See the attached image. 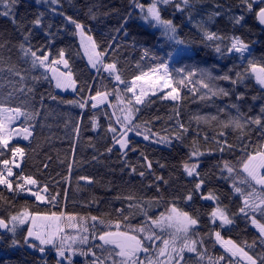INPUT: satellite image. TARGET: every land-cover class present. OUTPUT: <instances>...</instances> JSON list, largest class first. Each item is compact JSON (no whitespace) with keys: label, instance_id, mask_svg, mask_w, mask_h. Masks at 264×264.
I'll return each mask as SVG.
<instances>
[{"label":"trees","instance_id":"trees-1","mask_svg":"<svg viewBox=\"0 0 264 264\" xmlns=\"http://www.w3.org/2000/svg\"><path fill=\"white\" fill-rule=\"evenodd\" d=\"M140 2L145 6L149 4V0ZM259 6L254 5V11ZM242 9L240 0H200L198 3L193 0L191 7L182 11L177 9L175 2L161 7L162 17L176 25L179 38L191 47V58L177 62L175 59L168 61L170 42L159 29L140 20L139 11L133 7L131 0H59L58 4L49 0H15L11 6L9 0H0V104L21 108L33 116L27 124L21 116L18 123L21 127L31 125L32 136L25 142L9 143L8 149H0L4 152L0 160L11 159L12 146L23 147V162H20L19 169H13L14 173L31 175L41 185L48 186L46 204L23 193L8 192L0 186L5 197L0 200V217L7 221L10 215L28 207L32 212H63L89 219L96 216L106 223L119 221L121 230H126L125 225L147 228L149 224L145 223V211L147 216L155 219L175 203L178 208L198 218L196 230L204 238L206 259L211 257L216 260L224 255L225 261L220 264H227L229 259L214 237L207 235L216 230L225 240L234 241L257 258L258 264H264L259 260V256L264 255V243L251 228L250 220L239 214L242 198L234 193L229 174L221 172L223 162L228 161L239 173L238 160L243 153L258 150L264 144V113H261L264 88L247 75L235 85L230 81L216 80L214 85L228 90L229 95L201 99L207 90L198 83L204 70L210 71L213 76L228 73L235 79L238 72L243 73L248 67L247 61H241L238 54L224 56L215 52L217 44L222 49L226 48L228 38L232 36L240 37L249 45L251 56L248 59L264 65V29L259 26L254 13L247 14L241 25L234 24L230 19L242 14ZM5 11L9 15H3ZM215 12L221 14L213 15ZM41 13L42 25H33L32 21ZM68 16L84 25L85 33L93 37L99 51L107 50L104 62L115 61L126 83L142 71L148 72L161 60L169 63L173 86H177L175 81L188 72H197L191 78V83L186 81L184 86H179V102L161 98L171 91L169 89L154 91L155 94L150 93L143 98V104L135 106L139 111L135 113L133 123L140 125L142 135L137 136L132 132L129 148L124 153L116 147L122 130L116 123L114 105L117 90L125 103L132 94L125 93L126 84L115 81L108 72L103 69L98 72L90 67L82 53L78 30L67 21ZM205 30L224 39L206 40ZM29 33V38L25 40V35ZM21 43L25 48L36 51L38 56L48 55V63L60 59L59 54L63 50L68 68H64L62 63L52 65L71 71L77 85L76 93L57 92L44 67L39 64L33 67L31 55L24 56ZM146 49L149 53L147 56L144 54ZM179 69H183V72ZM16 72L20 75H16ZM97 92L111 95L108 96V104L93 108L95 101L91 97ZM241 94L243 98L238 99ZM68 101L86 102V105L81 108ZM233 104L237 105L239 111L231 107ZM211 116L218 119L207 122L195 119ZM258 116L261 118L259 126L248 123L243 130L224 127V123L232 118H239L243 123L250 117ZM178 122L187 128L181 140L172 138L170 144L155 142L159 137H173L179 130ZM110 127L116 128L117 132L112 133ZM143 135H149L150 139H140ZM225 140L232 147L218 151ZM194 147L204 155L190 159ZM109 148L112 149L110 152ZM132 148L136 150L132 151ZM145 156L147 161L152 162L151 169L146 167ZM197 159L200 178L205 180L201 192L204 195L213 192L218 201L201 199V195L194 190L196 178L188 177L184 172L182 165L185 162L195 163ZM140 172H144V176H140ZM158 176H162L167 184L163 180L158 181ZM190 191L193 199L185 201L184 197ZM129 195L135 199H125ZM52 196L56 197L55 206L48 202ZM217 203L234 220L233 224L222 229L219 220L215 224L210 223L209 213ZM129 204L141 205L143 211L141 207L129 208ZM121 209L122 213L119 211ZM256 218L264 223L258 214ZM99 229L104 230L100 226ZM26 230L27 227L15 235L20 240V245L16 247L11 246L12 234L0 235V264H56L57 257L54 255L43 256L38 250L24 244ZM245 241L248 245L255 244L249 248L245 246ZM186 255L188 260L190 256L197 258L195 253L187 252Z\"/></svg>","mask_w":264,"mask_h":264},{"label":"snow or ice","instance_id":"snow-or-ice-1","mask_svg":"<svg viewBox=\"0 0 264 264\" xmlns=\"http://www.w3.org/2000/svg\"><path fill=\"white\" fill-rule=\"evenodd\" d=\"M133 7L138 8L141 13V19L145 21L149 26L158 28L161 31V35L170 42L171 50L167 53L168 61L176 60L177 62L183 59L191 58V47L185 40L179 38L177 27L171 20H166L162 17L160 7L162 5H168L173 3L174 0H150L149 4L145 6L140 0H131ZM200 2V0H196ZM15 3V0H9V6ZM51 3L58 4L59 0H51ZM193 3V0H180V3L176 4L177 9L183 10V7H187ZM240 4L243 5L242 14L238 16H232L230 19L236 25H241L245 20L247 14H253L255 19L260 25H264V0H240ZM254 5H261L258 10L254 11ZM240 5H237L239 7ZM220 7V5H217ZM230 11V9H228ZM55 11V9H53ZM3 15H9V12L5 11ZM221 13L215 12L213 15H220ZM43 13L40 14L35 20L32 21L33 25H42ZM95 18V17H93ZM75 28L78 30V34L81 38V45L85 49V54L88 56V60L91 66L99 72L101 69L108 72L115 81L120 84H126L124 89L125 93H131L132 96L128 98L125 103L119 91L117 90L116 99L118 104L123 105L121 108L123 118L117 116L116 123L121 126L124 131L120 133V139L116 140V143L120 145L121 149H128L130 141L128 140V134L134 132L137 136L142 135L140 131V125L134 124L135 113L139 111L136 105L143 104V97L146 95L143 86L138 85V81H143L151 86V88H159L161 91L170 88L171 91L167 92L162 99H171L179 102L181 100L179 86H184L186 81L191 83V78L197 74L196 71L188 72L183 78L176 80L173 86V77L169 71V63L161 60L155 67H152L148 72H141L140 75L135 76L132 81L125 82L115 61L111 63H105L104 57L107 55V50L99 51L96 42L92 36H86L84 25L77 22L72 17H66ZM126 22V21H125ZM50 27V25H49ZM31 33L25 35L24 39L27 40ZM204 38L206 40H218L222 41L224 37L217 35L214 32L204 31ZM229 44L226 48L222 49L219 44L215 47V52L224 56H230L232 54H238V58L241 61H247L248 67L243 73H237L236 78L233 79L228 73L221 76H213L210 71L204 70L200 73L201 79L198 83L207 90L201 99H205L211 96H228L229 91L224 88H219L214 85L216 80L230 81L233 85L242 82L245 76H251L255 81L264 88V65L254 62L252 59H248L251 56V50L249 45L245 43L243 39L238 36L229 37ZM111 47V45H109ZM20 48L23 50L25 57L31 55L33 67L38 64L45 66L53 73L52 78L56 81L57 88H72L75 90L76 81L72 78L71 71L61 72L58 68L52 67V64H63L64 68H68V61L64 59V52L61 50L59 56L60 59L51 61L48 55L38 56L36 51L32 48H25L24 44H20ZM145 56H147L148 50H145ZM97 65H100L98 68ZM178 71L183 72V69ZM231 71V70H230ZM20 75L19 72L15 73ZM139 88V91L137 89ZM155 94V92H153ZM111 93L97 92L91 99L96 101L92 104L95 108L97 104L107 101L108 96ZM242 94L238 99H242ZM255 99V98H254ZM68 103L77 104L83 108L86 102L68 101ZM115 107V106H114ZM233 108H237L236 104L231 105ZM223 111V109H221ZM237 111L239 109L237 108ZM261 113H264V107L261 108ZM115 114V113H113ZM178 115V112H177ZM23 116L25 118L24 123L31 119L33 116L31 113L24 112L21 108H9L0 104V149H8L10 141L17 136L22 137L24 140H28L32 136L30 130L31 125L21 128H13L11 125L19 118ZM198 121L203 119L205 122L208 120H217L218 117H195ZM248 123L261 125V118H248L247 121L241 122L239 118H232L228 122L224 123V127L232 126L236 129L243 130ZM179 130L174 133L173 137H159L157 143H171V139H182V133L187 132V128L183 123L178 122ZM112 133H116L117 129L110 127ZM145 131H150L146 129ZM158 135V134H156ZM223 135V133H221ZM144 140H149V135H143ZM207 139V137H204ZM115 139V136H114ZM195 145V142H193ZM217 144H221L220 141H216ZM231 145L227 144V141L222 142L217 150L220 152L225 151V148H231ZM112 149L109 148L110 152ZM135 151V148L131 149ZM11 159L0 160V186L6 189L8 192H14L16 194L29 193L36 201L45 202L48 192V186L41 185L38 180L31 175H23L22 173L16 174L13 172V168L19 169L25 156V149L18 145L12 146L10 149ZM126 154V153H125ZM4 152L0 151V156H3ZM143 155V154H142ZM204 155L198 148L194 147V150L190 152L189 158H198ZM19 158L20 162H17ZM147 161V157H144ZM239 173H243L241 176L237 169L228 161H224L221 167V172L226 171L229 174V178L232 179L233 191L239 194L242 198V206L239 208V214L250 220V223L257 229L260 234L261 243H264V223L258 220L257 214L264 219V144H262L258 150L253 152H244L241 158L238 160ZM11 165V166H10ZM146 167L151 169L152 162L147 161ZM164 167V165H161ZM183 170L188 177H195L194 190L201 195V199L218 201L219 198L211 191L204 195L201 192L205 180L201 179V173L198 171L199 161L189 164L185 162ZM135 172V168L132 169ZM140 176H144V172L139 173ZM15 176V179L12 177ZM81 179H88L87 177H81ZM158 181L163 180L165 184L167 181L162 176L156 177ZM15 185V187H14ZM159 190V189H158ZM3 191H0V200H4ZM127 200H133L135 197L129 195L125 197ZM185 201H191L193 199L192 192L186 194ZM56 197L52 196L48 201L55 206ZM141 207V205L129 204V208ZM121 213L123 210H119ZM147 217L145 223L149 224V227H131L125 225L126 230H121V222L106 223L102 218L92 216L90 220L91 225L88 224L86 217H81L80 222L77 223V217L74 215H66L63 212H51L40 213L32 212L28 207H24L17 214L10 215L6 221L3 217H0V229H5L13 234L11 246L16 247L20 245V240L15 238V235L19 228L24 225H28L26 234L24 235L23 242L30 248L38 250L40 253H45L46 249L50 246L57 256L56 264H73V256L79 254L81 256L91 255L93 259L90 264H181L184 260V253H195L198 260L205 259V253L207 249L203 247L204 238L200 237L199 232L196 230V226L199 223L198 218L192 216L189 212L184 211L176 206L175 203L170 204L164 212H161L155 219L147 216V212H144ZM210 223L215 224L217 220L220 221L219 227L222 229L227 225L233 224V218H230L227 211L220 207L219 203L209 213ZM127 220V217H124ZM103 226L104 230L97 233L95 229L97 226ZM66 229L74 230L71 234ZM91 229V240H99L100 244H93L92 247L86 251L78 248L77 245L88 244L89 235ZM114 229V230H113ZM210 237H214L215 242H218L225 251V254H230L227 264H238L234 262L232 257H241L246 260L248 264H258L257 258L249 255L243 247H240L232 240H225L221 236L220 231L213 230L207 234ZM198 237V238H194ZM245 246L251 248L253 245H248L245 241ZM94 249L100 250V255ZM67 253V254H66ZM208 264H220L225 261V256L221 255L216 260L211 257H207ZM260 261H264V255L259 256Z\"/></svg>","mask_w":264,"mask_h":264},{"label":"rangeland","instance_id":"rangeland-1","mask_svg":"<svg viewBox=\"0 0 264 264\" xmlns=\"http://www.w3.org/2000/svg\"><path fill=\"white\" fill-rule=\"evenodd\" d=\"M49 2H51V0H49ZM149 2H150V0H149ZM174 2L176 3V4H178V3H180V0H174ZM173 2V3H174ZM171 4V3H170ZM164 6H166V5H162L161 7H164ZM160 7V8H161ZM187 7H191V5H189V6H187ZM184 8H186V7H183V9ZM137 10L139 11V17H141V13H140V10L137 8ZM140 20L144 23V24H146V25H148L147 23H145V21H143L141 18H140ZM154 28V27H153ZM155 29H158V28H155ZM160 30V29H159ZM86 34V33H85ZM86 36H89V35H87L86 34ZM78 38H79V41H80V44H81V38H80V36H79V34H78ZM81 49H82V53H83V56H84V58L86 59V61L88 62V64L90 65V67L93 69V70H97V69H95V68H93L92 66H91V64H90V62H89V60H88V56L85 54V49H84V47L81 45ZM46 64H48V62H45ZM44 67V69L47 71V73H48V75H49V77H50V79L52 80V82H53V84L54 85H56V81H55V79H53L52 78V76H53V73L50 71V70H48V68L47 67H45V66H43ZM52 67H54V68H58L59 69V71H61V72H67L66 71V69H64V68H62V67H58V66H56V65H52ZM97 67L99 68L100 67V65H97ZM72 78H73V76H72ZM138 85H141V86H143L144 87V89H145V92H146V95L145 96H147L148 94H150V93H153L154 91H161L158 87L157 88H155V89H153V88H151V86L149 85V84H147V83H144L143 81H140V83L138 84ZM173 85H174V83H173ZM55 88H56V90H57V92H59V93H68V94H75L76 93V89H77V85H76V88H75V90H73L72 88H67V89H64V88H57L56 86H55ZM170 88H168V89H164V90H169ZM137 91H139V88L137 89ZM144 96V97H145ZM143 97V98H144ZM109 99V98H108ZM108 99H107V101H105L104 103H99V104H97V106L95 107V108H100V107H103V106H105L106 104H108ZM95 103H96V101H95ZM115 106V108L114 109H116V116H120L121 118H123V115H125L126 113H122L121 112V108L123 107V105H120V104H118V102H116V104L114 105ZM20 119H21V117H19L12 125H11V127H13V128H21V126H19V121H20ZM119 128L122 130V131H124V129H122L121 128V126L119 125ZM30 130L32 131V128H30ZM33 133V132H32ZM133 135V133H129L128 134V140H130V138H131V136ZM140 139H143L144 140V138H140ZM26 140H24L22 137H20V136H17V137H14L11 141H10V143L11 142H25ZM147 141V140H146ZM116 147L117 148H119L123 153L125 152V151H127L128 149H121L120 148V145L117 143L116 144ZM196 159V158H195ZM14 169V168H13ZM14 172V171H13ZM46 195V194H45ZM47 200V199H46ZM39 202V201H38ZM46 202L47 201H45V202H39V203H41V204H46ZM76 222L77 223H79L80 222V218H77V220H76ZM91 223H92V221L90 220V219H88V224H89V226L91 225ZM250 225H251V228L254 230V231H256L258 234H259V232L257 231V229L250 223ZM99 226L100 225H98L97 227H98V230H95V231H99V232H101V229H99ZM26 227H28V225H24V226H22L21 228H19L18 229V231H17V233L18 232H20V231H22L24 228H26ZM149 227V226H148ZM100 228H103V226H100ZM66 231L67 232H69L70 234L74 231V230H72V229H66ZM98 232V233H99ZM16 233V234H17ZM10 234H12V233H10ZM13 235V234H12ZM88 235H89V243L88 244H83V245H77V247L78 248H81V249H83V250H87L88 248H90V247H92V245L93 244H95L96 242H98V244H100V241L97 239V240H95V241H92L91 240V229H90V232L88 233ZM260 235V234H259ZM97 244V245H98ZM217 244H218V246L224 251V248L217 242ZM96 252H97V255H100V250L99 249H94ZM225 252V251H224ZM42 254V253H41ZM67 254V253H66ZM43 256H46V257H50L51 255H54L55 257H57L56 256V252L49 246L47 249H46V251H45V253H43L42 254ZM228 256L230 255V254H227ZM93 259V257L91 256V255H89V256H87V257H85V256H81V255H79V254H77V255H75V256H73V264H76V263H78V264H90V262H91V260ZM232 259H233V261L234 262H238V264H248V262L246 261V260H243L241 257H232ZM199 262H201V264H208V260L205 258L204 260H200ZM65 264H66V262H65ZM108 264H111V262L109 261L108 262Z\"/></svg>","mask_w":264,"mask_h":264},{"label":"flooded vegetation","instance_id":"flooded-vegetation-1","mask_svg":"<svg viewBox=\"0 0 264 264\" xmlns=\"http://www.w3.org/2000/svg\"><path fill=\"white\" fill-rule=\"evenodd\" d=\"M186 253L187 252L184 253V260L181 264H201V262H199L200 260H198V258H194L193 256H190L191 258L188 260Z\"/></svg>","mask_w":264,"mask_h":264},{"label":"water","instance_id":"water-1","mask_svg":"<svg viewBox=\"0 0 264 264\" xmlns=\"http://www.w3.org/2000/svg\"><path fill=\"white\" fill-rule=\"evenodd\" d=\"M258 22V21H257ZM258 24H259V22H258ZM259 26L262 28V29H264V25H260L259 24ZM9 232L7 231V230H5V229H0V235H6V234H8Z\"/></svg>","mask_w":264,"mask_h":264},{"label":"built area","instance_id":"built-area-1","mask_svg":"<svg viewBox=\"0 0 264 264\" xmlns=\"http://www.w3.org/2000/svg\"><path fill=\"white\" fill-rule=\"evenodd\" d=\"M17 162H20V161H19V158H17ZM24 194H29V193H26V192H25Z\"/></svg>","mask_w":264,"mask_h":264}]
</instances>
